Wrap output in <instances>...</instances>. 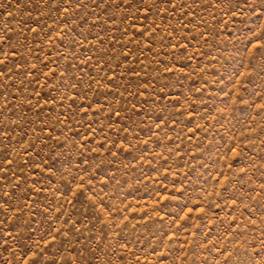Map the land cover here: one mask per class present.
<instances>
[{
    "label": "rangeland",
    "instance_id": "obj_1",
    "mask_svg": "<svg viewBox=\"0 0 264 264\" xmlns=\"http://www.w3.org/2000/svg\"><path fill=\"white\" fill-rule=\"evenodd\" d=\"M0 264H264V0H0Z\"/></svg>",
    "mask_w": 264,
    "mask_h": 264
}]
</instances>
